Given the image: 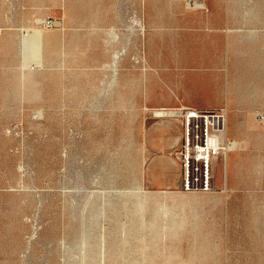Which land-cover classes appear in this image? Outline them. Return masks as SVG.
Returning a JSON list of instances; mask_svg holds the SVG:
<instances>
[{
    "label": "rangeland",
    "instance_id": "obj_1",
    "mask_svg": "<svg viewBox=\"0 0 264 264\" xmlns=\"http://www.w3.org/2000/svg\"><path fill=\"white\" fill-rule=\"evenodd\" d=\"M151 44L230 55L234 107L200 109L236 142L209 190L180 160L178 186L146 179L173 163L148 160L156 126L193 107L156 104L174 90ZM0 264H264V0H0Z\"/></svg>",
    "mask_w": 264,
    "mask_h": 264
},
{
    "label": "crops",
    "instance_id": "obj_2",
    "mask_svg": "<svg viewBox=\"0 0 264 264\" xmlns=\"http://www.w3.org/2000/svg\"><path fill=\"white\" fill-rule=\"evenodd\" d=\"M204 11V10H202ZM197 15L203 16L202 12ZM216 44H154L150 48L151 63L170 76V88L173 93L156 97L157 105H188L199 109H214L227 106L230 110L235 105V93L223 86V63L227 51ZM230 55H228V58ZM227 62V61H226ZM164 81L166 76H162ZM227 103V104H226ZM154 136L159 137L151 143L155 145L148 157L150 161H168L173 163L162 167H150L146 179L152 186H178L181 182L182 167L179 159L170 154L178 149L184 136L183 123L170 121L163 126H156ZM153 138V136H152Z\"/></svg>",
    "mask_w": 264,
    "mask_h": 264
},
{
    "label": "built area",
    "instance_id": "obj_3",
    "mask_svg": "<svg viewBox=\"0 0 264 264\" xmlns=\"http://www.w3.org/2000/svg\"><path fill=\"white\" fill-rule=\"evenodd\" d=\"M195 5V1H190ZM51 19L46 24H51ZM184 110H186L184 112ZM184 136L178 149L174 150L183 167V185L186 190L201 188L209 190L213 178V162L234 149L236 142L224 137L226 121L224 114L183 107Z\"/></svg>",
    "mask_w": 264,
    "mask_h": 264
},
{
    "label": "bare ground",
    "instance_id": "obj_4",
    "mask_svg": "<svg viewBox=\"0 0 264 264\" xmlns=\"http://www.w3.org/2000/svg\"><path fill=\"white\" fill-rule=\"evenodd\" d=\"M118 1V0H117ZM124 2V1H123ZM198 2V1H197ZM108 3V2H107ZM139 3H140V1H139ZM155 3V2H154ZM159 3V2H158ZM137 4V3H136ZM141 4V3H140ZM198 5H201V4H203L204 5V3H201V4H199V3H197ZM124 5V4H123ZM96 6H98V5H96ZM122 6V5H121ZM66 7V6H65ZM113 7V6H112ZM130 7V6H129ZM133 7V6H132ZM150 7V6H149ZM155 7V6H154ZM108 8V7H107ZM114 8V7H113ZM137 8V7H136ZM118 9V8H117ZM65 10V9H64ZM151 10V9H150ZM104 11V10H103ZM102 11V12H103ZM118 11V10H117ZM124 11V10H123ZM127 11V10H126ZM65 12V11H64ZM107 12V11H106ZM119 12V11H118ZM138 12V11H137ZM158 12V11H157ZM103 13H105V12H103ZM134 13V12H133ZM140 13V12H139ZM152 13V12H151ZM125 14V13H124ZM123 14V15H124ZM158 14V13H157ZM163 14V13H162ZM66 15V14H65ZM104 15V14H103ZM106 15V14H105ZM121 15V14H120ZM110 16V15H109ZM115 16V15H114ZM139 16H141V15H139ZM142 17V16H141ZM102 18V17H101ZM100 18V19H101ZM110 18V17H109ZM119 18V17H118ZM122 18V17H121ZM139 18V17H138ZM137 18V19H138ZM157 18V17H156ZM155 18V19H156ZM123 19H124V17H123ZM126 19V18H125ZM154 19V18H153ZM161 19V18H160ZM110 20H111V18H110ZM164 20V19H163ZM125 21V20H124ZM105 22V21H104ZM109 22V21H108ZM116 22H117V19H116ZM123 22V21H122ZM154 22V21H153ZM107 23V22H106ZM114 23V22H113ZM119 23V22H118ZM124 23H126V22H124ZM156 23V22H155ZM122 25V24H121ZM125 26V25H124ZM155 26V25H154ZM153 26V27H154ZM123 27V26H122ZM153 27H152V29H153ZM157 27V26H156ZM99 28V27H98ZM120 28V27H119ZM143 28V27H142ZM123 29V28H122ZM132 29V28H131ZM99 30V29H98ZM103 30V29H102ZM136 30V29H135ZM138 30V29H137ZM144 30V29H143ZM123 31H124V29H123ZM123 31H121V32H123ZM128 31V30H127ZM138 32V31H137ZM136 32V33H137ZM139 32H140V30H139ZM151 32V31H150ZM107 33L110 35V38H111V41H116V42H118L119 40H120V34H119V31H118V28H116V27H112V28H110L109 30H107ZM124 33V32H123ZM127 33V32H126ZM131 33V32H130ZM149 33V32H148ZM153 33V32H152ZM122 34V33H121ZM125 34V33H124ZM145 34V33H144ZM126 35V34H125ZM124 35V36H125ZM141 35V34H140ZM152 35V34H151ZM96 36V35H95ZM104 36V35H103ZM102 36V37H103ZM106 36V35H105ZM104 36V37H105ZM131 36V35H130ZM145 36V35H144ZM153 36V35H152ZM101 37V38H102ZM133 37V36H132ZM135 37H137L136 35H135ZM164 37V36H163ZM90 38V37H89ZM92 38V37H91ZM144 38V37H143ZM152 38V37H151ZM150 38V39H151ZM94 39V38H93ZM89 40V39H88ZM102 41V40H101ZM150 41V40H149ZM135 42V41H134ZM143 42V41H142ZM102 43V42H101ZM152 45V44H151ZM100 46V45H99ZM98 46V47H99ZM102 47H103V45H101ZM100 46V47H101ZM115 46V45H114ZM118 46V45H117ZM116 46V47H117ZM107 47V46H106ZM144 47V46H143ZM127 48H128V45H127V43H124L123 45H122V47H121V49H118V50H116L115 51V53H114V61H113V67H114V79L116 78V75H119L118 74V64H119V67H120V63H119V61L121 60V57H122V55H124L126 52H127ZM132 49H133V47H132ZM83 50V49H82ZM87 50V49H86ZM97 50V49H96ZM101 50H102V48H101ZM110 52H111V50H109ZM105 52V51H104ZM114 52V51H113ZM133 52V51H132ZM102 53V52H101ZM106 53V52H105ZM134 54V53H133ZM103 55V54H102ZM106 55V54H105ZM104 56V55H103ZM112 56V55H111ZM125 56V55H124ZM140 56V55H139ZM72 57V56H71ZM95 57V56H94ZM100 57V56H99ZM141 57V56H140ZM101 58V57H100ZM133 60V59H132ZM148 60V59H147ZM130 61H131V59H130ZM133 62V61H132ZM99 63H101V62H99ZM98 63V64H99ZM122 63V62H121ZM135 63V62H134ZM134 63H132V64H134ZM137 63V62H136ZM138 64V63H137ZM140 64V63H139ZM145 64V63H144ZM149 64V63H148ZM102 65V64H101ZM130 65V64H129ZM136 65V64H135ZM142 65V64H141ZM146 65V64H145ZM134 66V65H133ZM101 67V66H100ZM121 67H122V65H121ZM106 68V67H105ZM130 68V67H129ZM136 68H138V67H136ZM140 68V67H139ZM121 69V68H120ZM131 69V68H130ZM108 71V70H107ZM111 72V71H110ZM128 72V71H127ZM126 75V74H125ZM127 77V76H126ZM123 78V77H122ZM125 82V81H124ZM126 84V83H125ZM106 85V84H105ZM110 86V85H109ZM123 86H125V85H123ZM106 87V86H105ZM115 87V86H114ZM109 91V90H108ZM107 93V92H106ZM109 93V92H108ZM236 98V97H235ZM234 98V99H235ZM237 101V100H236ZM227 104V103H226ZM234 107V106H233ZM236 109V108H235ZM179 112V111H178ZM157 115H164V116H166V115H174L175 113H176V111H172V110H166V109H161V110H158L157 112ZM235 113V112H234ZM183 114V112L181 111L178 115L180 116V115H182ZM233 114V113H232ZM233 116V115H232ZM234 117V116H233ZM234 122V121H233ZM232 157V156H231Z\"/></svg>",
    "mask_w": 264,
    "mask_h": 264
}]
</instances>
